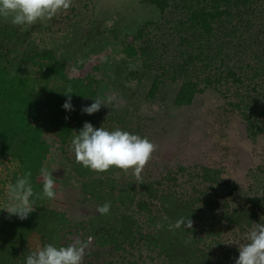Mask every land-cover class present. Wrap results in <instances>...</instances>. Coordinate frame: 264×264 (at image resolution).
Masks as SVG:
<instances>
[{"label":"trees","instance_id":"1","mask_svg":"<svg viewBox=\"0 0 264 264\" xmlns=\"http://www.w3.org/2000/svg\"><path fill=\"white\" fill-rule=\"evenodd\" d=\"M91 1L73 0L71 15L59 19L88 27L83 16ZM137 1L162 16L173 14V30L166 42L158 43L148 38L149 30L159 26L150 20L123 38L118 28L97 29L115 41L123 55L114 61L113 78L123 86L151 75L148 100L163 84L177 85L172 100L177 107L190 106L195 96L212 91L226 104L223 112L239 118L247 140L258 149L257 161L243 183L225 178L218 168L177 165L141 184L116 179L117 168L93 172L73 157L81 204L95 211L71 221L46 199L36 200V210L25 220L0 210V264H25L35 239L39 246L59 247L86 236L93 239L84 260L98 264H235L251 223H264V0ZM18 28L0 26V158L16 165L3 182L14 183L30 170L34 189L41 191L39 169L46 167L50 147L46 138L52 135L60 151L71 150L74 130L62 107L66 89L71 85V101L80 103L94 98L95 81L66 79L64 64L49 49L32 53L26 47L17 53ZM37 53L46 60L44 70L29 75L23 63ZM14 55V63L6 58ZM109 122H114L111 117ZM4 193L0 191V198ZM105 202H110V212L100 215L96 208ZM180 217H189L192 229L168 230V222ZM157 223L164 226L158 229Z\"/></svg>","mask_w":264,"mask_h":264},{"label":"rangeland","instance_id":"2","mask_svg":"<svg viewBox=\"0 0 264 264\" xmlns=\"http://www.w3.org/2000/svg\"><path fill=\"white\" fill-rule=\"evenodd\" d=\"M88 5L89 13L86 16L89 19L83 16L88 27L81 26L78 21L67 25L61 22L59 18L71 15V8L50 21L15 26L19 27L15 35L19 39L17 53L20 54L26 47L32 49V53L49 49L64 64L66 79L85 82L91 78L95 81L94 98L80 103L71 101L74 111H65L71 131L81 130L83 124L88 122L94 128L103 127L109 131L119 128L147 137L158 147L141 173L144 180L158 179L167 170L176 169L177 165H204L221 169L225 178L243 183L247 170L257 161L258 149L247 140L239 118L235 114L223 112L227 107L218 95L206 91L195 96L190 106L177 107L172 103L177 85L163 84L156 97L148 100L146 94L152 81L151 75L123 86L113 78L111 69L114 61L123 55L119 45L115 41L112 44L111 38L98 33L97 29L107 32L118 28V36L123 38L125 34H134L143 23L150 20L159 26L149 30L148 38L164 43L173 30L176 20L171 17L173 14L162 16L153 6L141 4L137 0H95ZM6 24L14 27L10 18L0 17V26ZM14 43L15 39L9 44L8 52ZM14 57L18 58L15 55L6 58L14 63ZM45 64L43 55L37 53L35 59L25 61L23 66L29 75H40ZM108 96L113 97L112 102H106L105 107L101 106L98 112L92 115L82 113L81 109L90 106L95 99L106 101ZM110 117L114 122H109ZM120 118L123 120L122 125L118 123ZM51 140L52 135L46 138L50 147L45 165L55 179L56 198L46 199V204L63 211L71 221H79L95 209L91 206L88 209L81 204L83 196L78 188V176L72 167L73 152L58 150V144ZM15 166L6 158H0V191L5 192L0 198L1 202L6 196L7 184L3 180L6 175L10 176ZM114 176L116 179L123 177L136 180L131 170H118ZM88 237L80 239L86 240ZM76 238L73 237V240ZM30 246L35 251L39 244L35 239L30 241ZM90 246L86 253L90 251ZM83 264L98 262L86 258Z\"/></svg>","mask_w":264,"mask_h":264},{"label":"clouds","instance_id":"3","mask_svg":"<svg viewBox=\"0 0 264 264\" xmlns=\"http://www.w3.org/2000/svg\"><path fill=\"white\" fill-rule=\"evenodd\" d=\"M72 4L73 0H0V17L10 18L14 26H31L37 21L52 20L57 14L69 10ZM73 71L76 69L73 68ZM72 93V87L69 85L64 94L67 99L62 105L67 111H74L71 104ZM112 100V96H108L106 101L97 98L94 103L83 107L81 111L92 115L98 112L101 106L105 107L106 102L111 103ZM72 133L71 151L77 163L96 173H104L111 168L124 172L131 170L136 181L141 184V173L158 147L147 137L119 128L113 131L103 127L94 128L88 122L83 124L78 134L75 131ZM51 173L47 167L39 169L41 191L34 189L30 170L18 176L14 183H8L6 201L0 210L6 211L9 217L16 216L20 220H25L36 210V200H54L55 179ZM110 209V202H105L98 205L96 211L100 215H107ZM163 219L168 220L166 216ZM163 226L162 223H157L156 228ZM181 227L192 229L193 221L189 217H180L175 222H168V230ZM92 239L91 236L86 240L77 237L67 246L58 247L52 243L39 246L26 256L25 264H83ZM244 241L238 247L239 256L235 264H264V223H251V227L244 233Z\"/></svg>","mask_w":264,"mask_h":264}]
</instances>
